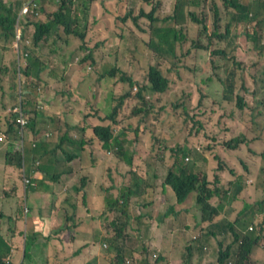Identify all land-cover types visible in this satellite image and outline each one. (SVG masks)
Wrapping results in <instances>:
<instances>
[{"label": "trees", "instance_id": "trees-1", "mask_svg": "<svg viewBox=\"0 0 264 264\" xmlns=\"http://www.w3.org/2000/svg\"><path fill=\"white\" fill-rule=\"evenodd\" d=\"M165 1L170 4V12L156 13L164 6ZM94 2L95 0H0V43L5 48V54L7 51H13L14 56L16 54L14 49H20V54L23 56L21 68L18 66L17 57L11 60L0 57V71L5 77L11 76L13 106L21 107L25 115L29 113L27 124L21 127L20 112L14 117L12 113L0 110V138L7 141L6 148L0 151V154L6 157L5 165L24 169L28 157L30 178L28 177L29 181L26 182L25 189L43 195L47 189L56 188L61 183L63 175H71L74 170L71 163L77 158H81L87 168L106 164L98 162L99 153L88 152L86 144L99 142L102 145L101 151L110 154L109 158L113 159L111 162L114 163L107 168L108 181L102 182V191L91 193L87 189L89 177L84 176L80 179L79 185L72 187V191L65 189L64 196L57 195L56 204L51 211L53 234L46 235L48 242L51 241L47 264H73L66 253V244L60 234L58 235L60 241H56L53 235L56 231L61 233L73 229L80 214L85 211L94 217V233L91 238L77 246L75 254H88L87 250L93 253L91 257H87L86 264H135L128 259L134 251L126 248L132 235H129L128 231L125 235L124 231L129 224L126 208L137 193L144 199L143 205L152 206L154 212L156 211L154 206L158 201L165 203L169 200V195H175L177 201L173 206L168 204L157 210L156 213H160L157 221L159 225L167 224L169 217H175L180 221L182 212L189 213L190 224L193 222L200 229L198 239L186 248L190 256L199 254L202 249L199 241L212 236L219 242V248L214 252L218 264H264V165H249L241 154L239 160L242 167L234 162H228L221 153L216 152L222 142L218 134L211 131L210 124L213 117L209 121L195 119V128L200 133L192 137L189 147L187 144L177 148L168 146V149L170 147L172 149L170 156L166 161L164 157L161 158L162 165L167 167L168 172L159 183L160 169L152 166L149 159L144 158L143 163L141 162L139 151L142 148V135L148 129V121L153 114L155 117H160L169 105L182 113L183 108L188 111V106L175 102L176 95L168 94L172 81L170 76L163 74L159 66L151 64L148 76L142 83L140 69L132 63V60H140L141 52L137 44L141 40V32L148 33L145 39L147 51H150L151 55L153 51L156 57L158 54L161 57L170 54L175 58L176 51L179 50L175 46L177 40L182 43L180 50L184 52V56L193 55L194 48L199 51L208 50L215 62L217 60L223 62L218 63L217 67L224 68V76L220 71H216V75L210 77V80L213 81L217 77L226 92H221L219 86H215L207 89L203 96H208V104L214 107L223 104L226 100L233 105L232 100L237 96V107L249 119L250 130L255 132L253 137L247 132H241L232 138L227 137L223 145L225 144L228 149H238L247 144L250 151L258 153L251 147V143L261 141L263 149L260 155L264 164V96L258 98L259 88L250 87L244 73H240L238 68L242 72L245 71L246 63L236 55L239 47L236 24L240 20H246L252 25L253 29L248 30L247 35L253 43L254 51L264 53V0H143V4L153 2L155 6L151 12L142 10L141 14L135 9L126 13L116 12L106 0H98L106 7V11L116 13L115 23L120 30L111 25L105 31L101 30L97 49L105 47L113 33L119 38L116 51L106 56L104 53L98 55L94 50L84 58L76 52H69L63 60V65L60 64L59 67L54 63L56 59L54 54L60 52L63 40L72 45L76 39L85 38L84 19ZM26 5L30 8L24 13L23 9ZM44 13L47 15V21H43L41 17ZM225 20L226 25L222 31V22ZM146 22H149V26H146ZM18 26L22 30L21 40L17 39ZM29 35L33 37L31 43L27 41ZM205 36L208 37V45L203 43L202 38ZM124 40L129 41L124 42ZM187 42H190L189 47L186 46ZM45 46L52 48L50 54L44 51ZM130 54L133 57L123 66V60ZM83 63L86 65L90 63L93 71L90 73L88 66L86 68L82 66ZM80 64L79 69L77 66ZM107 65L112 67L110 71L107 70ZM186 65L190 64L186 62ZM71 66H73L72 70L67 71ZM20 71H23L26 79L30 81L27 84L26 80L24 91L20 89L23 81H18L17 77L21 75ZM66 72L80 78L69 79ZM117 73H120L118 77ZM1 77L0 75V80ZM119 82L130 87L128 93L120 97L116 95L121 86L117 84ZM52 83L61 86L55 89V93L49 90ZM101 83L113 84L112 86L115 87V90L109 88L110 94L106 97V101L108 99V102L112 103L105 106L94 100L97 94L96 87ZM134 87L137 90L136 97L140 102L145 100V104L135 108L131 114L126 112L124 106L125 100L130 96L129 92ZM239 88H244L243 96L239 92L235 93ZM1 89H4V85H0ZM42 89L47 91L42 92ZM40 93H42L40 97L49 100L47 104H43V99L39 100V97H36ZM147 93L168 94L167 107L158 105L155 107L156 103L147 99ZM247 94L252 95V103L247 98ZM218 95L222 96L221 100L218 99ZM20 97H22L21 101ZM35 104L40 105L31 108ZM42 106L52 109L53 112L47 113ZM63 108L68 116L69 130L80 124L82 130L91 126L93 132L80 139L72 137L69 132L61 134L59 112ZM213 112H216V109H213ZM98 114L103 122L92 126V117ZM230 114L235 116V111ZM46 116L48 118H45ZM123 116L139 118L138 126L133 129L135 138L126 145L125 135L131 130L130 126L117 134L113 127L124 122ZM41 119L47 121L48 127L38 128ZM54 126L56 129L45 138L46 140L38 139L46 129H52ZM53 132H56L55 135ZM203 133L213 139L207 145L208 150L210 149L214 154L212 156L216 159L218 156L220 158L217 166L214 167L216 169L214 173L209 169L212 168L209 156L198 149L199 145L193 141L195 138H200ZM123 135L124 138L121 139ZM20 141H23L21 148H19ZM159 145L164 151L165 146L161 140ZM223 145L222 148L225 147ZM91 159L94 162L92 164H90ZM208 160L209 166L204 168L202 163ZM127 167L130 169L124 172ZM142 167H145L144 172L140 171ZM113 169H119L116 177L113 175ZM127 172L137 176L130 184L121 182L119 178ZM144 177L148 183L145 182L146 187L142 189ZM250 177L254 179L250 180ZM65 179H70V176ZM8 181L10 182L8 187L12 190L8 195L14 198L19 193L17 191L19 187L13 179L9 178ZM159 189L161 190L158 191ZM194 204L200 208V213L194 214L190 209ZM230 206L231 214L227 215L225 210ZM29 207L27 206L28 211L25 207L28 217L22 220L25 224L36 223L37 230L40 231L32 235L25 249L23 259L28 262L32 254L30 249L36 246L37 240L41 241L40 238H45L46 232L44 224L31 218L33 207ZM147 215L150 222L146 223L142 220L143 226L154 227L155 218L149 213ZM26 233V236L30 235L29 232ZM200 234L205 235L201 237ZM75 239L76 237L73 236V240ZM4 240L8 243L0 245V264H13V262L8 263L5 257L14 247V240L8 236H5ZM105 241L110 242V247L103 253L102 244ZM135 241L134 245H136ZM48 242L42 245L44 250ZM39 252L42 253L40 249ZM160 258L164 259L165 256L161 255ZM167 258L170 259L169 256ZM34 264L39 263L36 261Z\"/></svg>", "mask_w": 264, "mask_h": 264}, {"label": "rangeland", "instance_id": "rangeland-1", "mask_svg": "<svg viewBox=\"0 0 264 264\" xmlns=\"http://www.w3.org/2000/svg\"><path fill=\"white\" fill-rule=\"evenodd\" d=\"M119 0H110L112 4V8L116 12L126 13L132 9H135L137 13L141 14L142 10H145L147 13L151 12L155 3L143 4V0H122V10H121V3L118 2ZM157 6V5H156ZM29 8V6L27 5ZM25 8L23 11H28V8ZM158 7V6H157ZM104 10V8H102ZM171 7L170 4L165 1L164 6L158 10L156 13H168L170 12ZM88 12V11H87ZM43 21H47V15L44 13ZM97 17L96 28L105 31L108 26L115 27L120 30L119 27L116 26V13L114 11L107 10L105 12H101L100 9L92 10L89 14V18ZM104 18L103 23H100V19ZM146 18V17H145ZM148 21V20H147ZM149 22H146V26H149ZM167 24H171L170 22H166ZM226 25V20L222 22V31ZM137 29V28H136ZM252 30V25L248 23H242L238 27V51L237 54L238 58L241 59L246 63L245 71L240 73H244L245 77L248 79V84L250 87L256 89L259 88V95L258 98H263L264 96V53H260L254 51V46L252 41L248 38L247 31ZM20 31V30H19ZM100 33V32H99ZM30 36V35H29ZM141 40L138 42V48L141 53L140 60H132V63H135L136 66L139 67V72H141L142 77L140 80L143 81L148 76V70L150 65H157L162 70L165 76H170L172 81L171 88L168 91V94L176 95V101L179 103H183L184 105L188 106V111H185L184 108L182 113L177 112L172 105L167 107V97L166 93H155L150 94L147 93V99L153 100L156 105L164 106L166 110L162 113L160 117H155L154 114L151 116L150 120L148 121L149 127L144 132L143 139L141 142L142 148L140 149V156L141 162L143 163V159H149L150 163L154 167H158L160 169V178L159 183L163 181L165 175L167 174L168 170L167 167L162 165L161 158L164 157L165 161L166 158L170 156L171 147L177 148L178 146H183L185 144L188 145L191 143L192 137L197 133L199 134L200 131L196 130L195 128V119H202L203 121H209L212 117V121L210 124L211 131H214L218 134L219 140H221L222 144L219 145L218 150L216 152L221 153L222 157L226 159L228 162H234L237 166L242 167L239 160V154L248 162L249 165L256 164L264 165L262 163V157L260 155L261 150L263 149L261 141L259 142H252L251 147H253L258 153L250 151L249 146L244 144L241 148L238 149H228L227 146L223 142L225 139L232 138L233 136L238 135L241 132H247L250 134L251 137L255 136V132L250 130L249 119L240 111V108L237 107V96L232 100V104H229L228 101H224L223 104H217V107H214L208 104V96H203V93L207 89H212L215 86H219L220 91L223 92L225 90L224 85H222L221 81L216 77L213 81L210 80V77H214L216 75V71H220L222 76H224V68L217 67L218 63H223L221 61L215 62L213 60L212 55L206 49H196L194 48V54H190L189 56H184V52L180 50L182 47V43L180 40L175 41V46L179 50L176 51V57L172 58L170 54L160 56L159 54L155 55L152 51V55L150 51H147V44L145 42L146 37H148L147 32H141ZM30 38V37H29ZM101 38V34L95 36V40L93 45L99 41ZM33 42V37L30 38ZM203 43L208 45L209 40L208 37L205 36L202 38ZM119 38L115 36L113 33L110 35V38L107 42L105 47L101 49L104 51V54L107 55L108 53H114L117 49V43ZM129 40H124L127 42ZM76 42L72 45H67L66 42L63 40V47L61 48L60 52L55 53L54 56L56 57L54 63H60L63 65V60L65 56L69 53V51L75 47ZM190 42H187L186 46L189 47ZM264 43V40H263ZM14 48V44H13ZM38 49V48H37ZM5 48L0 43V57H4L5 59H14L15 57L18 58V66L21 68L23 64V56L20 54V49H14L15 55L13 56V51H7L5 54ZM45 52L52 51L50 46H45ZM18 54V56H17ZM133 54V53H132ZM132 54H130L126 59H124V64H127V61L131 59ZM189 59V60H188ZM186 62L190 64L189 66L186 65ZM74 65V64H73ZM85 68L89 65L83 63L82 66ZM59 66V64H58ZM106 66V65H105ZM103 66L102 68L104 69ZM60 67V66H59ZM81 64L77 66L80 69ZM108 71L112 69L110 65H107ZM73 66L67 71H71ZM106 70V71H107ZM78 71H76L77 73ZM21 75H17L18 81L22 80V85H20V89L23 91L26 89V77L23 74V71H20ZM67 74V72H66ZM120 73H117V77ZM1 80L0 85H4V89L0 90V110H5L7 113H12L14 117L17 116L18 112L16 111L15 107L13 106L12 102V81L11 76L5 77V74L0 71ZM72 74H67L69 79L75 78V80L79 79V76H75ZM30 81L27 80V84ZM121 84L120 88L118 89V97L121 95L128 93L127 91L130 89L129 86L124 85L122 82L117 83ZM113 85V84H112ZM112 85H102L99 86L96 91V96H94V100L97 102H101V105H108V99L106 101V97L110 94L109 88L115 90V87ZM61 88L55 83L50 84L49 90L55 93V89ZM47 91V90H43ZM137 90L134 89L129 92L130 96L125 100L124 109H126L127 113H133V110L138 106L145 104V100L140 102V100L136 97ZM239 92L243 96L244 88H239L236 90L235 93ZM42 93L38 96L40 99H43V104H47L49 101L47 98L40 97ZM55 95V94H53ZM98 98V99H97ZM247 98L252 103V95L247 94ZM218 99L221 100L222 96L218 95ZM22 97H20V101ZM40 102V104H42ZM47 102V103H46ZM55 103V100L53 101ZM116 104V101L114 102ZM40 104H35V106H31V108L38 107ZM11 107V108H10ZM47 113H52V109H49L46 106H42ZM85 108V105H84ZM213 109H216V112H213ZM64 108L59 112L61 118V125H60V133L63 134L65 132H69L72 137L80 139L86 135H89L93 132V128L87 127L82 130L78 124L76 128L69 130L67 126V114L64 113ZM63 111V113H62ZM232 111H235V116L230 114ZM106 112V111H105ZM107 113V112H106ZM242 114V115H241ZM27 119H29V113L26 114ZM124 117V116H123ZM45 118H48L46 116ZM103 120V119H102ZM101 120L100 115L93 116L91 120V125H95L98 122H103ZM122 124L113 125L115 129V133L117 134L119 131L124 130L125 127L130 126L131 130H129L125 135V145L129 143L131 140L135 138L134 128L139 124V118L132 116L124 117ZM38 123V128L43 129L48 127L47 121L41 119ZM78 123V122H77ZM229 128V130H227ZM55 126L51 131L55 130ZM125 131V130H124ZM57 132V131H56ZM56 132H53L55 135ZM47 133H51L48 131ZM32 134V133H31ZM27 136V135H26ZM42 138L45 139L47 136L42 135ZM228 137V138H227ZM28 138V137H27ZM189 138V140L187 139ZM164 144L165 148L164 151L161 150L159 141ZM197 143L198 149L201 151L206 152L209 156V159L212 161V168L210 169L211 173L215 172V166H217V162L220 161V158H214L213 153H211L210 149L208 150L207 145L213 141L212 138L207 137L204 133L200 136V138H195L193 140ZM225 146L222 148V146ZM7 146V141L0 138V151H3ZM168 146H171L168 149ZM23 147V141H20L19 148ZM86 149L88 152L95 151V153H99L100 159L98 162L103 163L105 165L99 164V166H92L87 168L83 165L81 158H77L75 161L71 163L74 170L71 175H63L61 183L55 188L52 187L51 189H47L43 195H38L33 191L25 190L26 179L30 178L29 166H27V158L26 157V169H15L13 166H7L6 157L0 154V245L5 244L7 245V241L4 240L5 236L10 237L11 239H15L16 247L20 250L16 251V254L13 255V260L15 264H34L36 261L39 264H47L48 261V249H50V243L48 242L46 235H52L53 230L51 229V211L53 204L56 202L55 194H60L62 196L65 189L72 191V187L75 185H79L81 183L80 179L84 176L89 177L87 183V189L91 193H96L98 191H102V182L108 181L106 171L107 168L113 166L114 163L111 162L113 159L109 158L110 154H107L104 151H101L102 145L99 142L95 144H87ZM205 147V148H204ZM203 148V149H202ZM2 149V150H1ZM210 151V152H209ZM170 159V158H169ZM94 163L93 159H91L90 164ZM204 168H208L209 160L202 163ZM130 168H125L124 172H126ZM141 172L145 171V167H142ZM115 174V171L113 172ZM257 173V170H256ZM70 176V179H65ZM136 176L135 174L131 175L127 172L126 175L121 177V180L129 179L130 177ZM26 177V179H25ZM29 177V178H28ZM137 177V176H136ZM11 178L17 183L19 190L18 195L16 197H10L8 194L12 192L9 189L10 182L8 179ZM253 180V177L249 178ZM159 189L158 191H160ZM72 193V192H71ZM67 195V194H65ZM144 199L142 197L134 198L131 200L130 207L127 208V212L130 217L129 224L130 227L124 231V234L132 235L129 242L126 244V248L129 251H134V254L129 256L128 259L135 264H218V259L216 258L215 251L219 248L218 239L212 236H207L199 243L202 245V249L198 253H195L193 256L187 252V247L189 244H194L195 240H197V236L199 235L200 229L194 225L192 222L190 224V215L187 211L182 212L181 219L176 220L175 217H169L167 224L163 223L158 225L157 217L160 216V213H156L157 210L161 209L164 205L168 206L173 204L177 201L175 195H169V200L167 202L158 201L157 205L154 208L152 206L145 207L143 205ZM188 205L190 202L187 203ZM135 205V206H134ZM29 206L33 207V211L31 212L33 215L31 216L32 219H36L39 223L45 225V238H40L41 241L37 240L35 242V247L30 249V261L23 259L25 254V249L28 247L30 243V239L33 234L39 232L37 230L36 223L33 225L25 224V221L22 218H27V211ZM26 207V210H25ZM164 209V208H163ZM194 214L200 213V208L194 204L190 208ZM231 206L226 209V214H231ZM29 213V212H28ZM152 215L155 219L154 227H144L143 223L138 222L137 225L140 226V230H136V224H133V219L136 216H141L143 222H150V218L147 215ZM225 213V212H224ZM225 214V215H226ZM19 216V217H18ZM21 218V219H20ZM94 217L92 214L88 213L87 211L80 214L79 220L77 225L73 229L64 230L61 233L57 231L54 232L56 237V241H60L61 239L58 237L60 234L61 238L66 244V253L68 254L71 262L73 264H86L87 257L92 256L93 253L87 250L88 254H75V250L77 246L81 245L83 241H87L89 238L92 237L95 228ZM100 224V223H99ZM113 228V227H112ZM26 231L30 233L29 236H26ZM162 232L166 233L164 237ZM205 234H200L203 237ZM73 236L76 237L73 240ZM136 239V241H135ZM136 243L134 245L133 243ZM27 242V243H26ZM49 243L47 248L43 249V244ZM108 242L110 247V242ZM104 242V243H105ZM15 247V246H14ZM39 249L42 253L39 252ZM103 253L107 251L106 246L102 247ZM165 253V254H164ZM186 253V254H185ZM64 254V255H67ZM165 256L164 259H161L160 256ZM170 257V259L167 258ZM167 258V259H166ZM51 261V260H50Z\"/></svg>", "mask_w": 264, "mask_h": 264}, {"label": "clouds", "instance_id": "clouds-1", "mask_svg": "<svg viewBox=\"0 0 264 264\" xmlns=\"http://www.w3.org/2000/svg\"><path fill=\"white\" fill-rule=\"evenodd\" d=\"M122 0H119L118 2H120L121 3V10H122V2H121ZM29 6V5H28ZM27 7V5L24 7V9ZM28 8V7H27ZM30 8V7H29ZM29 8H28V11H29ZM102 8H104V10H102ZM23 9V10H24ZM98 9H100L101 10V12L103 13V12H105L106 11V7H104L102 4H100L99 2H98V0H95V2L92 4V6H91V8L88 10V14H87V16L85 17V19H84V27H83V30H84V32L86 33V35H85V38L82 40V39H76L74 42H76L75 44V47L74 48H72L69 52H76L79 56H81L82 58H84L85 57V55H88L89 53H91L92 51H96L97 53H98V55H100L101 53H104V51L102 50V49H97V45H98V41L93 45V42H94V40H95V36L96 35H99L100 33V31H101V29H97L96 28V22H97V17L96 18H94V17H91V18H89V14L91 13V11L92 10H98ZM28 11H26V12H28ZM24 13H26L25 11H23ZM42 17V19L44 18L43 16H41ZM104 18H102V19H100V23H103V20ZM242 23H247V21L246 20H240V21H238L237 22V24H236V27H237V31H238V27L240 26V24H242ZM20 30V31H19ZM21 29H20V26H18V40H21V38H22V34H21ZM238 33V32H237ZM30 38H31V36H30ZM29 37H28V42H32V40L30 39ZM65 41V40H64ZM66 42V41H65ZM66 44L67 45H69L68 44V42H66ZM106 56H110L109 54H107ZM57 64V63H56ZM59 65H60V63H58ZM89 65H88V71L91 73L93 70H92V66L90 65V63H88ZM122 65L124 66V60H123V63H122ZM106 86L107 84L106 83H101V85H98L97 87H96V91H97V89H98V87L99 86ZM107 87V86H106ZM135 90H136V87H135ZM109 91H110V89H109ZM16 109V111L17 112H20V109H21V107H18V108H15ZM17 109H19V110H17ZM25 114V113H24ZM26 116V115H25ZM67 119H68V117H67ZM26 120H27V122H28V119H27V117H26ZM44 120V119H43ZM27 122L24 124V125H22L21 124V127H24L26 124H27ZM46 132L45 133H43V134H41L40 136H38V139L40 140V138H42L41 136L42 135H45V136H49L51 133H47L48 131H50V132H52L51 130H49V128L48 129H46L45 130ZM124 138V135L121 137V139H123ZM44 140H46V139H44ZM87 145V144H86ZM85 145V146H86ZM171 152H172V149H171ZM115 160H117V158H115ZM124 164V163H123ZM102 165H105V164H102ZM24 166H26V163H25V165ZM127 168H129V167H127ZM24 170H27L26 169V167L24 168ZM118 170L119 169H113V172L115 171V174L113 173V175H114V177H116L117 176V174H118ZM107 172V171H106ZM29 173V172H28ZM131 175H133V174H131ZM124 175H120V180H121V177H123ZM134 178H136V176H134L133 178L132 177H130L129 179H124V180H121V182H125V183H131L132 182V180L134 179ZM29 181V179H26V182H28ZM142 182L144 183V185H143V188L142 189H144L145 187H146V184H145V182L146 183H148L147 182V180H146V178L144 177L143 179H142ZM25 186V185H24ZM26 190V189H25ZM56 195V197H57V195H59V194H55ZM56 197H55V199H53V200H56ZM139 197H142V196H140L138 193L136 194V195H134L133 197H132V200L134 199V198H139ZM56 204V202L53 204V206ZM132 204V203H131ZM131 204H129L128 205V207H130V205ZM133 205V204H132ZM135 206V205H134ZM127 207V208H128ZM126 208V209H127ZM127 214H128V212H127ZM122 220H124V219H122ZM127 221H128V223L130 222V217H129V214H128V216H127ZM138 222H142V218H141V216H136L134 219H133V224H136V228L138 229V230H140V226L139 225H137V223ZM130 225L131 224H128V227H127V229L130 227ZM158 225H159V223H158ZM162 227H164L163 225H161ZM165 233V232H164ZM163 232H162V234H163V236L166 234H164ZM15 246V245H14ZM103 246H106V248L108 249L109 248V244H108V242H105V243H103L102 244V247ZM14 249V247L12 248V250H10V252L8 253V255L5 257V260L9 263V262H13V264H15V262H14V260H13V255H15V253H16V251L17 250H20L19 248H17V247H15V249ZM14 251H15V253H14ZM102 251H103V249H102ZM129 262V261H128Z\"/></svg>", "mask_w": 264, "mask_h": 264}, {"label": "built area", "instance_id": "built-area-1", "mask_svg": "<svg viewBox=\"0 0 264 264\" xmlns=\"http://www.w3.org/2000/svg\"><path fill=\"white\" fill-rule=\"evenodd\" d=\"M17 110H19V109H17ZM19 122H20L22 125H24V124L27 122V120H26V116H25L24 112H23L21 109H20Z\"/></svg>", "mask_w": 264, "mask_h": 264}, {"label": "crops", "instance_id": "crops-1", "mask_svg": "<svg viewBox=\"0 0 264 264\" xmlns=\"http://www.w3.org/2000/svg\"><path fill=\"white\" fill-rule=\"evenodd\" d=\"M106 1H107L109 4H112V3L110 2V0H106ZM62 113H63V111H62ZM67 117H68V116H67ZM11 240H12V239H11ZM13 240H14V244H15V247H16V246H17V245H16V241H15V239H13ZM15 247H14V249H15ZM14 249H13V250H14ZM18 251H19V250H18ZM14 253H15V251H14ZM15 254H16V253H15Z\"/></svg>", "mask_w": 264, "mask_h": 264}]
</instances>
